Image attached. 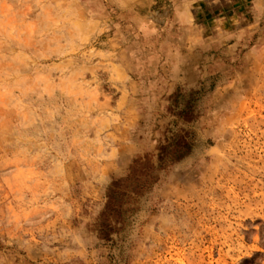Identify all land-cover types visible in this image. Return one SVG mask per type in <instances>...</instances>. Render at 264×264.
Returning <instances> with one entry per match:
<instances>
[{"label": "rangeland", "instance_id": "374dc122", "mask_svg": "<svg viewBox=\"0 0 264 264\" xmlns=\"http://www.w3.org/2000/svg\"><path fill=\"white\" fill-rule=\"evenodd\" d=\"M0 264H264V0H0Z\"/></svg>", "mask_w": 264, "mask_h": 264}]
</instances>
